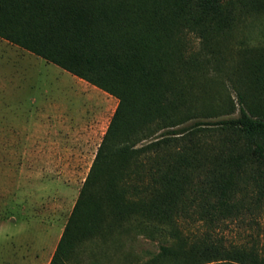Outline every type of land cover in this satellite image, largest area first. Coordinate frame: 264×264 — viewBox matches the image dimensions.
<instances>
[{"label":"trees","instance_id":"16d2710c","mask_svg":"<svg viewBox=\"0 0 264 264\" xmlns=\"http://www.w3.org/2000/svg\"><path fill=\"white\" fill-rule=\"evenodd\" d=\"M263 14L264 0H0V38L119 100L49 264H99L116 234L160 242L139 264H264L257 237L219 234L264 211V47L226 52ZM212 70L237 115L212 119L235 112Z\"/></svg>","mask_w":264,"mask_h":264},{"label":"rangeland","instance_id":"374dc122","mask_svg":"<svg viewBox=\"0 0 264 264\" xmlns=\"http://www.w3.org/2000/svg\"><path fill=\"white\" fill-rule=\"evenodd\" d=\"M226 50L230 62L264 47V14L245 19ZM193 46L199 47L195 39ZM210 94L230 97L239 112L228 75L210 71ZM118 98L80 82L74 74L0 38V264H32L53 249L78 198ZM225 224L219 234L241 243L257 237L264 248V211ZM184 233L200 235L199 224ZM59 238V240H60ZM58 240V242H59ZM160 242L116 234L99 264H139L156 254ZM91 264L94 256L81 258Z\"/></svg>","mask_w":264,"mask_h":264},{"label":"crops","instance_id":"0c3cea01","mask_svg":"<svg viewBox=\"0 0 264 264\" xmlns=\"http://www.w3.org/2000/svg\"><path fill=\"white\" fill-rule=\"evenodd\" d=\"M74 76H76V75H74ZM76 78H78V80H80V82H87L86 80H84V79H82V78H80V77H78V76H76ZM94 87H96L95 85H93ZM96 88H98V87H96ZM60 238V237H59ZM59 238H58V240H59ZM58 240L56 241V244L54 245V247H53V249L50 251V253L45 257V258H37V259H39V261H33L32 262V264H49V262L51 261V258H52V256H53V254H54V252H55V250H56V247H57V245H58Z\"/></svg>","mask_w":264,"mask_h":264}]
</instances>
